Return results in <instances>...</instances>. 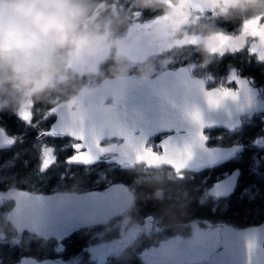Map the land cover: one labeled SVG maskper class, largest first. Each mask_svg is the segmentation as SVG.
Instances as JSON below:
<instances>
[{"label":"flooded vegetation","instance_id":"1","mask_svg":"<svg viewBox=\"0 0 264 264\" xmlns=\"http://www.w3.org/2000/svg\"><path fill=\"white\" fill-rule=\"evenodd\" d=\"M87 4L91 19L108 25L103 51L92 58H77L70 64L68 82L57 91L38 100L30 98L19 106L0 109V248L14 255L9 260L15 258L7 264H20L22 257H35L32 254L34 245L37 244L41 251L46 242L54 252L36 259H66L72 264L74 256L68 257L64 251L74 233L84 230V236L89 240L77 254L81 256L88 245L100 240L99 235L103 232H106L102 235L105 239H118L122 235V221H126L125 227H139L140 233L127 243L134 250L121 256L125 259L135 257V264H146L139 254L140 249L161 250L159 245L171 239L180 243L173 247L178 250L174 253L178 260L173 261L171 258L175 256L172 254L171 258L163 256L157 264H210L211 258L220 250L229 261H235L243 254L264 261V46L259 39L245 34V25L254 21L264 28V13L237 12L231 8L230 0H87ZM217 36L228 38L223 54L217 44L210 43ZM176 71L183 78L181 82L203 85L208 91L227 89L236 94L235 98H223L222 104L210 105L215 114L228 105V116L234 119L237 106L244 104L246 112L241 115L237 127L204 130L207 148H233V155L224 162L199 171L149 167L137 162L118 165L110 160L115 154L105 155L93 165L68 163V157L76 155L73 146L83 142L60 133L46 134L58 117L53 109L78 96L82 89H86L87 94L79 96L70 110L76 109L82 100L81 106L95 105L99 101L118 105L119 101L112 94L96 95L90 91L105 79L117 76L154 79L162 73ZM155 84L143 83V86L154 87ZM217 98L220 96L209 100ZM227 124L234 122L230 120ZM173 133L175 130L151 136L146 147L160 153V142ZM112 142L120 143L121 140H106L101 145ZM48 157L54 162L41 171L42 162ZM113 167H121L129 177L133 174L138 182L146 177L161 181L163 186L156 191V196L167 191L173 195L177 193L176 198L180 193L186 194L193 206L197 195L204 216L180 221L169 229L159 217L160 212L154 209L138 222L132 217L143 214L133 207L135 180L106 179L105 173L98 176V169ZM196 177L201 179V187L195 188L192 184ZM114 183L124 184L133 195L130 206L123 214L105 223L67 236L61 241V252L55 249V238L42 239L27 231L18 233L7 219V213L16 203L15 199L6 196L10 189L34 193H81L102 190ZM176 213L184 211L177 210ZM149 219L158 221L151 229L146 224ZM89 232L95 234L90 236ZM237 237L250 238L259 244V256L252 252L240 253L237 244L226 247L228 241ZM31 243V251L29 247L17 257L18 247ZM87 261L98 264L96 257ZM2 262L0 260V264Z\"/></svg>","mask_w":264,"mask_h":264},{"label":"water","instance_id":"2","mask_svg":"<svg viewBox=\"0 0 264 264\" xmlns=\"http://www.w3.org/2000/svg\"><path fill=\"white\" fill-rule=\"evenodd\" d=\"M171 75L173 78H170ZM188 79L192 81V78ZM181 80L183 78L179 71L173 74L165 72L154 79L142 80L130 76L105 79L100 86L90 91L96 95L112 94L119 101L118 105L99 101L95 105L81 106L84 103L82 100L76 109L70 110L79 96L87 94V90L82 89L78 96L53 109L58 117L46 134L60 133L73 139L82 136L83 144L80 147L85 150L78 154L79 158L90 155L96 162L79 164L93 165L103 156L115 154L110 160L122 165L125 162L145 163L138 157H143L147 140L157 133L175 130V133L162 139L160 145L163 143L167 148V159L176 161L177 170L199 171L220 164L233 155V148H207V139L201 140V134L204 136L207 128L237 127L241 115L246 112L244 104L239 103L234 119L228 116V105L215 114L210 110L212 104L209 98L220 96V92L208 91L203 85ZM143 83L161 85L144 87ZM197 116L199 119L194 118ZM230 120L234 122L233 125L227 124ZM114 139L121 142L101 145L106 140ZM188 152L192 153L191 158L187 156ZM145 164L149 167L168 166L163 157L158 163ZM233 180H236V175ZM6 196L16 201L7 213V219L18 233L27 231L42 239L55 238L57 252H61V241L70 234L123 214L133 202V195L122 183L81 193H34L15 188L8 190ZM249 241L253 244L251 252L259 256V244L250 238L237 237L228 241L226 247L237 244L240 253L249 252ZM223 253V250L216 252L210 264H249L250 261L251 264H264V261L253 259L247 254L229 261L222 256ZM20 264L70 263L66 259L38 260L29 256L22 257Z\"/></svg>","mask_w":264,"mask_h":264},{"label":"clouds","instance_id":"3","mask_svg":"<svg viewBox=\"0 0 264 264\" xmlns=\"http://www.w3.org/2000/svg\"><path fill=\"white\" fill-rule=\"evenodd\" d=\"M230 6L264 13V0ZM107 30L87 0H0V109L57 91L70 64L103 51Z\"/></svg>","mask_w":264,"mask_h":264},{"label":"trees","instance_id":"4","mask_svg":"<svg viewBox=\"0 0 264 264\" xmlns=\"http://www.w3.org/2000/svg\"><path fill=\"white\" fill-rule=\"evenodd\" d=\"M24 160V159H22ZM18 171L21 172V169L18 167ZM106 174V179H111L115 181H134L136 187V199L135 205L133 207L137 208L142 215H132V217L141 222V219L149 214V211H153L154 209L158 210L159 217L162 219V222L166 224L167 228L171 229L176 226V224L180 221H184L187 219H192L195 217H202L204 213L202 211V205L199 204L198 196L195 195L193 199V206L190 204L186 194H181L179 191V196L176 198L172 194L171 191L164 192L162 195L156 196V191L163 186V183L159 180H152V178L146 177L145 179H141L138 182V179H134V175L132 174L129 177L128 174L124 173L121 167H113L111 169H98V176ZM85 175L83 174V177ZM138 178V177H137ZM194 183V187H201L203 184L200 178H195L192 182ZM173 209L171 212L170 210ZM184 211V213H176V211ZM93 232H89V235L92 236ZM27 236V234L25 235ZM30 237V236H29ZM37 242L40 241L37 238H33ZM42 240V239H41ZM89 243V240L84 236V230H80L74 233L67 243L66 249L64 251L68 257L76 256L79 252L84 249V247ZM48 242L45 243V248L41 251L37 244L34 245L33 255L37 258H43L49 255L48 252H54L52 247L47 246ZM33 243L30 245H20L18 247V255L17 257L22 256V252L27 250L30 247V251L32 249ZM6 249L0 248V260H3L2 264H7L13 260H9L14 257V255H9L5 252ZM29 252V251H28ZM40 252V253H39ZM39 253V254H38ZM16 257V256H15ZM137 262L135 257H129L125 259L124 257L115 258L107 262L106 264H135ZM85 264H95L93 261H86Z\"/></svg>","mask_w":264,"mask_h":264},{"label":"rangeland","instance_id":"5","mask_svg":"<svg viewBox=\"0 0 264 264\" xmlns=\"http://www.w3.org/2000/svg\"><path fill=\"white\" fill-rule=\"evenodd\" d=\"M158 223L155 219L147 220L146 224L148 227L153 228L155 224ZM126 221H122L120 223L121 233L122 235L118 239H105L104 235L106 232H103L99 235L100 240L96 243L90 244L87 246L86 250L81 256H74L71 259L72 264H85L87 259L91 257H96L98 264H106L108 261L119 258L125 255L127 252L134 250L127 245V243L132 239L136 233H140L138 231V226H129L125 227ZM136 227V228H135ZM109 231H112L109 229ZM169 240V239H168ZM180 244L177 240L171 239L169 241H164L159 245L161 250L152 249V248H144L139 250V254H141L142 259L146 264H157L158 261L163 259V256L170 257L172 254L175 256L177 249H173L175 245ZM131 249V250H130ZM175 253V254H174ZM173 261L178 260L177 256L171 258Z\"/></svg>","mask_w":264,"mask_h":264},{"label":"snow or ice","instance_id":"6","mask_svg":"<svg viewBox=\"0 0 264 264\" xmlns=\"http://www.w3.org/2000/svg\"><path fill=\"white\" fill-rule=\"evenodd\" d=\"M167 19V18H165ZM245 34L246 35H250L252 36L254 39H259L261 42V45L264 46V28H261L257 22H252L251 24L245 25ZM210 43H215L219 46V49L221 50V54H223V48L227 45L228 43V38L224 37V36H217V37H213L212 41ZM213 51H215V47L213 48ZM252 54H256V53H252ZM262 59H264V57H262ZM235 93L231 92L227 89H221L220 92V98L217 99H210L209 103L212 105H218L219 103H221V100L223 98H227V97H233L235 98ZM196 119H199V117H194ZM75 139H77L78 141H82L83 137L79 136V137H74ZM201 140H206V137L203 136V134H201ZM84 151V149H82L80 147L79 144L74 145L73 146V152L75 154H77L75 157H68L67 162L68 163H93L96 162L95 159L93 157H91L90 155L88 157H84V158H79L78 154ZM167 148L163 145V143H161V152L157 153L155 152L153 149L151 148H147L145 147L144 152H143V157H138V159H142L143 162L145 163H149V162H160L162 157L164 158V162L168 164V166L170 167H177L176 161L174 160H168L167 159ZM187 156L189 158H191L192 153L188 152ZM54 162L52 157H48L45 159V161L42 162V167H41V171H45L47 169V167L50 166V164ZM248 249L249 252L251 253V250L253 249V244L251 241L248 242ZM249 264H251V261L249 262Z\"/></svg>","mask_w":264,"mask_h":264},{"label":"bare ground","instance_id":"7","mask_svg":"<svg viewBox=\"0 0 264 264\" xmlns=\"http://www.w3.org/2000/svg\"><path fill=\"white\" fill-rule=\"evenodd\" d=\"M158 86V84H155L154 87Z\"/></svg>","mask_w":264,"mask_h":264}]
</instances>
